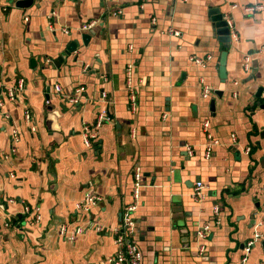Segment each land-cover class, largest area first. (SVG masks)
<instances>
[{
  "label": "crops",
  "instance_id": "1",
  "mask_svg": "<svg viewBox=\"0 0 264 264\" xmlns=\"http://www.w3.org/2000/svg\"><path fill=\"white\" fill-rule=\"evenodd\" d=\"M211 8L232 18L236 36L227 44L215 35ZM73 39L79 44L67 54ZM19 84L17 99L5 96ZM55 84L64 97L81 86L82 97L61 98ZM0 85V264H110L135 165L141 264H264V0L8 5L0 8ZM203 86L212 89L206 97ZM103 109L112 119L87 147L82 124L93 125ZM206 134L217 141L210 152ZM197 180L206 185L200 201L191 197ZM86 193L100 200L76 210ZM62 224L66 235L77 226L83 232L63 238ZM256 232L243 263L242 248Z\"/></svg>",
  "mask_w": 264,
  "mask_h": 264
},
{
  "label": "built area",
  "instance_id": "2",
  "mask_svg": "<svg viewBox=\"0 0 264 264\" xmlns=\"http://www.w3.org/2000/svg\"><path fill=\"white\" fill-rule=\"evenodd\" d=\"M14 1L15 0H13L12 3H9L8 0H0V8L6 9L8 5H14ZM232 6L234 7V4H231V7ZM254 8H259V6L256 5L254 7H247L246 10L253 11ZM223 18L226 20L227 25L229 26L231 30L230 37L231 35L235 37L236 34L232 32L231 16L225 13L223 15ZM95 23L96 22L93 20L84 22L79 26L78 30L79 32H87L92 29ZM62 30L66 34L69 33V30L66 28H63ZM173 34L176 35L177 32L173 31ZM209 59H210V55L206 57V61ZM192 60L200 66L204 67L206 65L205 61L201 58L193 57ZM244 66L246 69L248 68L247 63H245ZM87 70H88L87 66H84L83 71L86 72ZM127 74H128L127 82L130 83L131 82V79L129 77L130 66L127 68ZM3 88L4 86L1 87V90ZM22 89H23V84H19V87L17 88V90L14 88L8 87V88L3 89V93L5 94V96H7L10 100L13 101L18 98L17 92L21 91ZM83 90L84 88L79 86L75 88L69 96L64 97L62 93L63 91L60 85L55 84L53 87V91L56 95H58L61 98H68L70 102H77V99L82 97ZM211 90L212 89H210L209 87L203 86L202 96L206 97L210 93ZM2 95L3 94L0 92V105H2ZM101 97L103 98L106 97L105 92H101ZM24 118L26 121H29V122L31 121V113L28 109H26L24 112ZM111 119L112 118L110 117L108 110L103 109L97 112L96 119L93 125H89L86 122L82 124L81 131H82L83 142L87 147L92 146V140L95 137V129L99 127L102 123L111 121ZM207 127H208V121H204L203 129L207 131ZM30 129L34 131V128L32 126L30 127ZM206 136L208 139V142H207L208 151L210 152L211 147L215 145L217 141L216 139H213L210 134H206ZM13 140H16V138H14ZM132 177H133L132 189H131V199L132 200L128 204L124 205L121 211V218H120L119 226L117 229H115L116 231H115L114 243L116 246V251L108 259L110 264H141L142 255L135 241L136 222L134 218V212L140 201L139 191H140V188L142 187L141 169L139 165H135L133 167ZM205 189H206V185L202 181L200 180L195 181L192 192H191V197L196 201L202 200L205 197ZM263 190H264V187H263ZM99 200H100V197L97 194L86 193L83 196V198L75 204V209L82 211V212H87L90 209V207L96 205ZM23 212L30 213L29 207H24ZM211 212L213 213V217L218 222L219 206L217 204H214L211 207ZM35 219H37V217ZM59 231L63 238H65L66 236V238H69L72 240L76 235L81 234L83 232V228H81V226L74 227V229L69 233V235H66V227L64 224H62L59 226ZM207 231H208V225L205 223L202 226L198 227L196 231V235H198L199 237H205ZM259 236H260L259 233L256 232L254 237L243 246L242 248L243 250L242 262L243 263H245L246 256L251 250V247L255 244V242H257ZM198 249H199V252H203L204 245H199Z\"/></svg>",
  "mask_w": 264,
  "mask_h": 264
},
{
  "label": "water",
  "instance_id": "3",
  "mask_svg": "<svg viewBox=\"0 0 264 264\" xmlns=\"http://www.w3.org/2000/svg\"><path fill=\"white\" fill-rule=\"evenodd\" d=\"M13 0H8L9 3H12ZM33 3V0H15L14 5L18 8H25L29 7ZM209 14H211V20L213 21L214 26V32L215 35L218 36V40L223 43L227 44L230 42V28L227 25L226 20L223 18V14L220 12L219 8H211L209 10ZM89 38V35L86 33H82L81 39L85 43V41ZM79 44L77 39H73L70 41L69 45L67 46L66 53L75 50L77 48V45ZM225 60H226V51L224 50L221 52L219 63H218V69H219V76L222 79H225L226 73H225ZM54 63H57V61H54ZM263 88L258 87L256 91V96H260ZM214 93L220 95V91L215 90ZM46 98L48 99V94H46ZM212 104V101H211ZM261 108H264V104L261 105ZM19 216V215H18ZM11 220H14L11 219Z\"/></svg>",
  "mask_w": 264,
  "mask_h": 264
}]
</instances>
